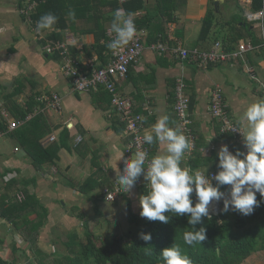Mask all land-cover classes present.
<instances>
[{"label": "crops", "instance_id": "1", "mask_svg": "<svg viewBox=\"0 0 264 264\" xmlns=\"http://www.w3.org/2000/svg\"><path fill=\"white\" fill-rule=\"evenodd\" d=\"M144 2V9L136 16L147 11L156 12L158 0ZM26 3L0 0V115L8 125L7 130H0V237L3 238L0 255L5 259L17 257V264L25 257L28 259L27 254L32 257V253L21 231L2 215L6 212L5 200L16 202L23 199L24 190L28 188L42 205V211H46L48 219L40 230V246L49 252L65 249L66 253L69 243L84 235L81 213L85 218H94L95 215L94 221L100 220L102 227L104 222L106 227L122 223V232H127L132 226L130 214L140 215L138 197L146 184L141 175L133 189L122 194L120 199L114 202L106 199L105 190L114 187L124 160L135 154L125 151L126 143L131 139L126 122L112 104L111 94L105 87L89 91L75 89L71 76L64 70L66 58H58L56 50L53 53L47 51L48 44H41L44 35H40L21 12ZM250 4L251 0H221L217 11L214 0L216 13L226 15L224 22L237 14L255 18L256 13L251 11ZM165 5L157 10L155 22L163 20V13L168 18L174 14L176 19L168 23V41L151 42L148 39L150 30L141 27L145 30L144 51L140 60L130 67L128 75L118 80V90L142 106L146 131H150L157 118L164 114L170 117L171 126L179 125L182 129L175 111L176 84L182 78L186 84L185 92L192 101L190 127L195 142L199 144L203 157H213L207 171H215L220 146L226 144L234 152L231 144L237 139L220 137L222 134L211 110L212 92L217 86L223 89L234 121L251 101L264 98V47L257 44L238 58L203 66L191 56L183 57L180 48L204 49L199 47L198 40L210 0H174ZM252 27L260 40L264 38L262 22H256ZM108 34L115 38L111 22ZM160 42L164 43V50L153 47ZM217 42L222 44L221 49L228 51L221 39L210 41L207 50L213 49ZM63 43L66 47L75 45L80 50L77 61L85 71L103 67L96 50L91 49L95 43L94 33L67 31ZM239 48L240 45L235 50ZM54 93L61 97L58 109L47 106ZM29 105L33 110L19 118L21 109L27 110ZM14 120H22V123L10 128L9 123ZM15 129H21V136L11 134ZM52 135L56 137L54 140H50ZM35 142L50 149V154L41 156V164L34 163L27 149ZM241 142L246 151L243 139ZM164 148V144L153 143L150 145L151 155L163 153ZM193 151L191 147L185 153L182 165ZM186 168L190 169V166ZM82 184L84 190L80 187ZM7 213L19 214L16 211ZM14 245L18 248L16 254L12 251ZM241 264H264V250L253 253Z\"/></svg>", "mask_w": 264, "mask_h": 264}, {"label": "trees", "instance_id": "2", "mask_svg": "<svg viewBox=\"0 0 264 264\" xmlns=\"http://www.w3.org/2000/svg\"><path fill=\"white\" fill-rule=\"evenodd\" d=\"M25 1L28 0H22V2ZM35 1H37V6L30 14L31 22L35 27L36 22L45 13L51 12L57 16V23L51 29L39 32L40 35H44L41 37L42 45H55L57 42H64L67 31H72L74 34L92 32L95 35V43L91 49L96 50L104 65L109 62L114 53L113 50L107 47V44L113 39L108 34V29L113 13L117 8H123L126 13L134 15L133 19L139 27L148 28L150 30L148 39L151 42L158 40L168 41V23L170 20L176 19L174 14L170 12L169 18L163 13V20L155 22L157 19L155 15L163 7L162 5L174 0H158V11H147L142 16H136V13L144 9V0H127L124 3L120 2V0ZM250 5L253 13L264 12V0H251ZM70 11L75 13V18L69 15ZM217 16L214 0H210V6L203 19L198 40V45L204 48L203 50L209 49L212 33H217L215 29L220 24ZM241 22L243 25H240ZM256 22H262V17L248 18L242 14H237L225 21L222 25L228 26L229 33L222 40L224 48L228 51H233L237 49L238 45L246 47L249 41L253 45L259 44L258 46L264 47V38L260 40L255 33L254 27H252ZM214 39L218 40L219 38L215 36ZM203 43H206V46H202ZM63 51H66L74 60H77L80 52L75 45L70 44L67 49L61 48L55 51L58 58L64 57ZM78 66L84 70L79 62ZM11 97L12 94H10L9 98ZM191 104L192 101L190 100ZM141 107L135 104L134 111L143 113ZM21 110L22 113L19 118H24L26 113L33 109L29 105L27 110ZM7 129V122L0 115V130L5 131ZM11 134L17 137L18 135L21 136L22 132L21 129H15ZM221 134L220 137L225 140H229V138L237 139L231 133ZM199 147V144L195 142L192 155L182 167L190 166V169L195 171L204 170L209 166L213 157H203ZM231 147L234 151L236 149H240L242 152L245 151L238 142L231 144ZM27 149L35 164L42 163V155L50 154V149L42 148L38 142L28 145ZM216 157H218L217 154ZM217 171L218 167L215 169V172ZM212 182L213 184L216 183L214 180ZM229 186L222 185L220 190L224 192ZM80 187L84 190L83 184ZM144 191L145 185L141 188V194ZM192 200L193 203L197 200L195 192L192 193ZM257 200L260 201L259 206L254 207V211L250 215H242L233 209L225 212L223 210L224 204H222L217 214H208V216L203 217L201 223L195 225V228L197 230L201 227L204 228L205 239L201 244L194 246L186 245L182 239L183 233L191 229V226L188 225L187 215L166 213L169 216L168 221L160 222L150 221L133 212L130 214L132 226L129 230L124 234H117L112 238H108L101 235L98 236L94 232L97 223L93 218H85V214L81 213L79 217L84 219V235L75 238L73 243H69L66 247V253H61L59 250L45 251L39 244V235L42 226L48 220L46 211H42V205L28 188L24 190L23 199H18L16 202H6L5 200L3 206L6 212L2 215L6 216L15 229L19 232L21 231L24 239L29 242V250L32 253V257L27 254L30 260L29 264H162L161 250L165 247H170L174 243L180 246L181 251L190 258L192 264H241L253 253L264 250V198L257 194ZM96 210L98 214H102L99 208ZM8 211H16L19 214H8ZM22 211L26 213L22 214ZM32 211L36 213L35 217H33ZM141 233L151 234V240L144 241L141 238ZM2 244L3 238L0 237V246ZM12 251L16 254L18 252L17 246L14 245ZM17 262H19L17 257L8 260L0 255V264H17Z\"/></svg>", "mask_w": 264, "mask_h": 264}, {"label": "clouds", "instance_id": "3", "mask_svg": "<svg viewBox=\"0 0 264 264\" xmlns=\"http://www.w3.org/2000/svg\"><path fill=\"white\" fill-rule=\"evenodd\" d=\"M69 15L75 18L72 11ZM56 23L55 14L45 13L36 22V31L49 30ZM111 32L115 38L107 44L109 49L116 51L128 45L136 34L132 14L117 8L111 21ZM231 130L242 134L246 151L236 149L233 152L226 144L221 145L217 152L218 171L210 177L207 167L195 171L182 167V159L192 145L179 125H170L167 114L159 116L151 130L144 132L143 142L164 144L163 153L149 159L145 150H137L133 158L124 160L123 170L116 176V192H130L143 175L146 184L145 191L138 197L140 216L150 221L167 222L169 216L166 213L187 215L191 229L183 233V242L188 246L201 244L205 230L203 227L197 230L195 225L208 216L210 202L223 200L225 212L231 208L242 215H250L254 207L259 206L257 194L264 198V98L251 101L236 117ZM222 185H230L227 197L220 190ZM193 192L197 198L195 203ZM141 238L150 241L151 234L141 233ZM160 257L162 264H192L175 243L163 248Z\"/></svg>", "mask_w": 264, "mask_h": 264}, {"label": "built area", "instance_id": "4", "mask_svg": "<svg viewBox=\"0 0 264 264\" xmlns=\"http://www.w3.org/2000/svg\"><path fill=\"white\" fill-rule=\"evenodd\" d=\"M127 0H120L124 3ZM37 1H27V3L21 8V12L26 15L27 19L31 22L30 14L36 8ZM254 17H262V24L264 18V12L254 14ZM135 22V21H134ZM136 34L133 40L126 46L119 50L114 51L112 59L103 67L94 69L91 72L82 70L78 66V61L71 58L66 51H63L66 63L64 70L71 76L74 87L79 91H89L100 86L105 87L111 94V102L114 107L119 111L123 119L126 122V130L131 136V139L126 143L125 151L128 154H133L137 150H145L148 153V158L152 157L150 145L143 142V134L146 132L144 120L145 114L136 113L134 111V99L131 96L125 95L118 90L117 82L119 79L128 75L130 67L138 62L142 56L145 48L144 33L145 30L139 27L136 23ZM221 43L217 42L216 46L210 50H203L194 48L191 50L181 49L180 52L183 57L191 56L199 61L203 66L210 65L212 63H219L229 60L230 58H238L255 48V46L249 43L246 47L240 46L239 50L225 51L221 49ZM154 48L164 50V43L160 42L153 45ZM66 48L63 42H57L55 45L48 44L47 51L53 53L57 49ZM251 71V70H250ZM186 84L182 78L177 80L176 84V103L175 111L180 118L182 130L188 137L192 147H194L195 136L193 130L190 127L192 124L190 108V98L185 92ZM47 106L51 108L61 107V97L59 94L54 93L48 100ZM211 110L213 117L216 119L221 133H231L237 138L239 142L242 141V134L238 130H231L235 125L234 119L231 117L228 104L225 101L224 91L220 86H217L212 92ZM22 123V120H14L9 123L10 128H16ZM54 135L50 136V140H54ZM79 138L78 141H80ZM242 143V142H241ZM216 172H207L210 177ZM118 188V182L115 183L112 189H106V199L110 202L117 201L121 195L125 192H116ZM214 203L210 202L209 206ZM215 205V204H214ZM208 206V209H209ZM231 209V208H230ZM216 206L214 209H209V215L216 214Z\"/></svg>", "mask_w": 264, "mask_h": 264}, {"label": "rangeland", "instance_id": "5", "mask_svg": "<svg viewBox=\"0 0 264 264\" xmlns=\"http://www.w3.org/2000/svg\"><path fill=\"white\" fill-rule=\"evenodd\" d=\"M225 14L223 15L222 13H218V20L220 21L219 23V26L218 27H216V32L217 33H212V36H211V40H214V38H215V35L219 38V39H221V40H223V38H225L226 37V35L229 33V29H228V26L227 25H222L223 23H224V19H225ZM250 43V42H249ZM248 43V44H249ZM250 52V51H249ZM96 69V68H95ZM236 142H238L239 144H241L239 141H236ZM235 152V151H234ZM222 204H224L223 202H222ZM91 215H93V214H91ZM93 217L95 218V215H93ZM92 218V217H91ZM93 218V219H94ZM107 220V217H105V221ZM106 222H108V221H106ZM96 223H97V225H96V227L94 228V232L99 236V235H101V236H103V237H108V238H112V237H114L115 235H117V234H124L125 232H122V223H120V224H117V225H115V226H111L112 227V230L110 229L111 227H106L107 226V224L104 222V224H105V226H101L100 225V220H96ZM93 226H94V224H93ZM108 226H110V224L108 223ZM107 228V229H106ZM60 248V247H59ZM58 248V249H59ZM58 251V250H57ZM64 251H65V249H63V250H60L59 252H61V253H64ZM11 259H13V258H9L8 260H11ZM21 263L20 264H29L30 263V261H29V259H27L26 257L25 258H23V262L22 261H20Z\"/></svg>", "mask_w": 264, "mask_h": 264}, {"label": "water", "instance_id": "6", "mask_svg": "<svg viewBox=\"0 0 264 264\" xmlns=\"http://www.w3.org/2000/svg\"><path fill=\"white\" fill-rule=\"evenodd\" d=\"M220 2L221 0H215V7H216V10L218 11L219 10V7H220ZM243 24V23H241ZM225 193V196L227 197L230 193V186L226 188V190L224 191ZM214 201V204L216 206V214L220 211V208L222 206V202L223 200H220V201H216V200H213Z\"/></svg>", "mask_w": 264, "mask_h": 264}, {"label": "bare ground", "instance_id": "7", "mask_svg": "<svg viewBox=\"0 0 264 264\" xmlns=\"http://www.w3.org/2000/svg\"><path fill=\"white\" fill-rule=\"evenodd\" d=\"M214 209L215 208V205H214V203H212L210 206H209V209Z\"/></svg>", "mask_w": 264, "mask_h": 264}]
</instances>
